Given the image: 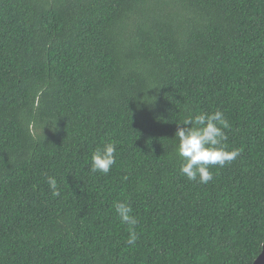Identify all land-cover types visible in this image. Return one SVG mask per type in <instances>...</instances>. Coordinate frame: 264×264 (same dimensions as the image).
<instances>
[{
    "label": "trees",
    "instance_id": "16d2710c",
    "mask_svg": "<svg viewBox=\"0 0 264 264\" xmlns=\"http://www.w3.org/2000/svg\"><path fill=\"white\" fill-rule=\"evenodd\" d=\"M216 110L239 155L189 181L177 122ZM262 244L264 0H0V264H253Z\"/></svg>",
    "mask_w": 264,
    "mask_h": 264
},
{
    "label": "clouds",
    "instance_id": "9594fccd",
    "mask_svg": "<svg viewBox=\"0 0 264 264\" xmlns=\"http://www.w3.org/2000/svg\"><path fill=\"white\" fill-rule=\"evenodd\" d=\"M230 127L228 119L220 110L190 114L177 122L174 136L178 143L174 145V152L181 160L180 174L189 181L201 184L213 180V167L222 168L239 155V149L229 151L226 144ZM116 153L115 141H107L102 147H96L90 158V171L108 175L116 163ZM47 183L52 195L59 196L60 189L55 177L48 176ZM115 212L121 223L128 226L126 243L135 245L139 238L136 231L139 221L133 215L130 203L116 202Z\"/></svg>",
    "mask_w": 264,
    "mask_h": 264
},
{
    "label": "water",
    "instance_id": "95a60500",
    "mask_svg": "<svg viewBox=\"0 0 264 264\" xmlns=\"http://www.w3.org/2000/svg\"><path fill=\"white\" fill-rule=\"evenodd\" d=\"M253 264H264V246L262 248L261 254L258 256V258L254 261Z\"/></svg>",
    "mask_w": 264,
    "mask_h": 264
}]
</instances>
